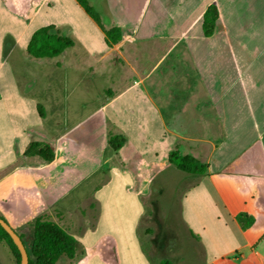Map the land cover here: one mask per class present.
<instances>
[{"label":"crops","instance_id":"obj_1","mask_svg":"<svg viewBox=\"0 0 264 264\" xmlns=\"http://www.w3.org/2000/svg\"><path fill=\"white\" fill-rule=\"evenodd\" d=\"M88 1L119 41L76 0H0V218L27 243L35 219L57 223L84 250L72 264H150L138 222L100 196L121 188L109 197L142 218L153 186L176 181L178 151L207 165L178 199L201 264H264V0ZM43 27L73 46L31 57ZM32 142L53 160L26 155Z\"/></svg>","mask_w":264,"mask_h":264},{"label":"trees","instance_id":"obj_2","mask_svg":"<svg viewBox=\"0 0 264 264\" xmlns=\"http://www.w3.org/2000/svg\"><path fill=\"white\" fill-rule=\"evenodd\" d=\"M76 1L85 13L102 28L108 43L111 44L119 41V28L113 27L105 30L102 27L99 14L94 11L95 9L90 5L89 1ZM217 19V9L214 5H210L206 8L202 17V30L205 36L213 33ZM52 31L53 27H43L34 31L26 47L28 55L33 58H52L58 56L63 50L73 46L74 43L71 39L61 37ZM121 141L119 137H110L109 144L113 149H117L120 147ZM25 154L28 156H38L46 162H50L54 158L52 148L47 144L39 142L30 143L25 150ZM168 162L179 171L192 175H203L207 169L206 164L189 155H179L176 151L169 153ZM236 219L243 227H248L253 223V219L243 213L238 214ZM31 227L32 236L29 243L25 242L21 235H18L27 252L28 264H56L61 257L72 259L75 256L78 246L77 240L57 223L37 218L32 222ZM0 242L6 243L17 264H19V251L1 226ZM159 264L172 263L168 259H162Z\"/></svg>","mask_w":264,"mask_h":264},{"label":"rangeland","instance_id":"obj_3","mask_svg":"<svg viewBox=\"0 0 264 264\" xmlns=\"http://www.w3.org/2000/svg\"><path fill=\"white\" fill-rule=\"evenodd\" d=\"M94 11L97 12V10ZM176 152L181 155L178 151ZM195 159L198 160L197 158ZM178 172L180 173H178V177L172 185L165 188L164 186H153V194L144 201L147 208L144 213L145 215L140 219L137 216V212H134V206L131 205L130 201L115 200L109 197L112 193H120L121 188L114 191V185L109 184L106 186V190L102 192L103 194H100V197L104 199V203L107 205L105 210H108L111 214L127 216L129 220H132V224L138 222L136 239L140 243L144 256L150 264H159L162 259H168L172 264H201L203 262L202 253L185 235V229L179 218L178 206L180 193L190 183L185 178H193L198 175L187 174L179 170ZM161 193L164 194V197L162 200H158L156 196L161 195ZM168 216H171L173 229L169 226L165 227V233L161 235H165V239H167L162 241L160 246H157V228L159 225H164V220H167ZM105 225L106 223L104 222L102 227H105ZM27 234L24 231L22 236H27ZM80 252L83 254L82 259L84 261V250L82 251L79 248V251L76 252L72 259L67 258L68 260H66L63 257L60 263L57 264H72L73 260L78 259ZM0 264H17L16 259L5 242H0ZM90 264H95V260L93 259Z\"/></svg>","mask_w":264,"mask_h":264},{"label":"water","instance_id":"obj_4","mask_svg":"<svg viewBox=\"0 0 264 264\" xmlns=\"http://www.w3.org/2000/svg\"><path fill=\"white\" fill-rule=\"evenodd\" d=\"M0 226L9 235L13 244L18 249L20 254L19 264H28L27 252L18 234L2 218H0Z\"/></svg>","mask_w":264,"mask_h":264},{"label":"flooded vegetation","instance_id":"obj_5","mask_svg":"<svg viewBox=\"0 0 264 264\" xmlns=\"http://www.w3.org/2000/svg\"><path fill=\"white\" fill-rule=\"evenodd\" d=\"M167 220H164V225H159L158 226V228H157V232H158V240L156 241V245L157 246H160V243L162 242V241H165L166 239H165V235H161L162 233H165V227L167 228L168 226L170 227V228H172L173 229V226H172V223H171V216L169 217L168 216V218H166Z\"/></svg>","mask_w":264,"mask_h":264}]
</instances>
